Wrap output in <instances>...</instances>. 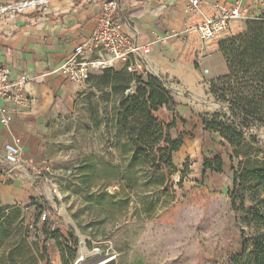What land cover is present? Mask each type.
<instances>
[{
	"label": "rangeland",
	"instance_id": "1",
	"mask_svg": "<svg viewBox=\"0 0 264 264\" xmlns=\"http://www.w3.org/2000/svg\"><path fill=\"white\" fill-rule=\"evenodd\" d=\"M128 73L127 89L123 78L117 90L85 81L54 124L39 193L0 209L1 264H64L67 244L47 240L45 226L73 238L69 264L96 249L114 264H230L264 233V190L256 183L234 189L240 158L231 160L228 143L198 124L199 117L231 116L229 107L209 105L226 104L211 93L213 81L186 86L144 69ZM252 129L247 136H256L264 161V129ZM212 153L225 170L205 176Z\"/></svg>",
	"mask_w": 264,
	"mask_h": 264
},
{
	"label": "crops",
	"instance_id": "2",
	"mask_svg": "<svg viewBox=\"0 0 264 264\" xmlns=\"http://www.w3.org/2000/svg\"><path fill=\"white\" fill-rule=\"evenodd\" d=\"M107 1L0 0V65L10 69L13 81L27 78L20 90L22 103L0 100L12 117L7 124L0 118V209L39 193L50 132L84 87V82L69 78L64 65L77 46L88 47ZM190 1L118 0V21L125 34L151 48L142 56L144 70L186 86L228 74L219 48L222 40L204 45L193 27L236 2L250 9L253 20L264 14V0H201L196 11H190ZM24 3L27 6L20 9ZM246 25L233 23L228 37L244 32ZM7 146L16 147L18 155L10 156Z\"/></svg>",
	"mask_w": 264,
	"mask_h": 264
},
{
	"label": "trees",
	"instance_id": "3",
	"mask_svg": "<svg viewBox=\"0 0 264 264\" xmlns=\"http://www.w3.org/2000/svg\"><path fill=\"white\" fill-rule=\"evenodd\" d=\"M219 48L226 60L228 74L213 80L211 93L229 106L231 116L216 114L210 119L199 117V121L205 132L218 134L228 143L232 149L231 160L240 158V169L233 170L234 189L256 183L257 188L264 190V161L258 159V140L255 135L247 136L251 128L264 129V19L248 22L245 33L222 40ZM132 77L127 68L120 72L110 68L105 69L102 77L91 75L88 80L106 81L117 90L121 78L125 79L127 89ZM224 170L225 163L219 154L205 157L203 175H221ZM260 203L264 205V199ZM43 233L47 240L51 237L58 243L64 240L67 244L61 247L64 264L75 261V251L68 246L73 238L60 231L50 232L47 226ZM230 264H264V233H258L250 243H246L242 253Z\"/></svg>",
	"mask_w": 264,
	"mask_h": 264
},
{
	"label": "built area",
	"instance_id": "4",
	"mask_svg": "<svg viewBox=\"0 0 264 264\" xmlns=\"http://www.w3.org/2000/svg\"><path fill=\"white\" fill-rule=\"evenodd\" d=\"M190 3V11H196L200 7L201 0H191ZM27 4L24 3L19 8ZM118 11V0H108L103 4L100 19L88 47L77 46L74 55L64 65V71L72 81L85 82L93 72L113 68L116 64L123 65L130 72L143 71L142 56L149 55L151 48L138 45L125 34L123 26L118 21ZM259 19H264V14ZM252 20L250 9L236 2L234 5L219 8L216 14L205 18L193 27V31L198 35L200 42L207 45L227 38L233 23L247 24ZM170 36L185 40L184 36L180 37L175 33ZM90 51L94 54L90 55ZM26 80L27 78L23 76L19 81H13L10 69L0 65V100L22 103L20 90ZM8 112V107H0V118L4 124L12 121ZM7 152L10 156L16 157L19 150L13 146H7ZM42 218L45 220L46 215Z\"/></svg>",
	"mask_w": 264,
	"mask_h": 264
},
{
	"label": "water",
	"instance_id": "5",
	"mask_svg": "<svg viewBox=\"0 0 264 264\" xmlns=\"http://www.w3.org/2000/svg\"><path fill=\"white\" fill-rule=\"evenodd\" d=\"M214 104H212V106L214 107V109H223L226 110L228 109V105L226 104H221V103H217V102H212ZM258 128H254L252 129L253 132H258L257 130ZM264 133V130H262V133ZM101 253L100 250L96 249L93 252H87L86 251H82L81 253V262L82 264H114V257L110 256V255H102L99 254ZM109 260H112L109 263Z\"/></svg>",
	"mask_w": 264,
	"mask_h": 264
},
{
	"label": "bare ground",
	"instance_id": "6",
	"mask_svg": "<svg viewBox=\"0 0 264 264\" xmlns=\"http://www.w3.org/2000/svg\"><path fill=\"white\" fill-rule=\"evenodd\" d=\"M212 104H214V103L209 104V105L211 106V108H213ZM99 254H102V253H99ZM111 261H112V260H109V261L106 262V263H109V262H111Z\"/></svg>",
	"mask_w": 264,
	"mask_h": 264
}]
</instances>
